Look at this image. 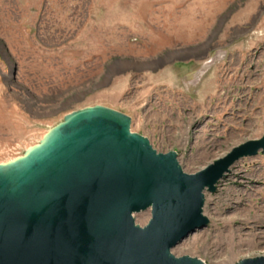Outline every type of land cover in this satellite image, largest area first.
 <instances>
[{"label":"rangeland","instance_id":"rangeland-1","mask_svg":"<svg viewBox=\"0 0 264 264\" xmlns=\"http://www.w3.org/2000/svg\"><path fill=\"white\" fill-rule=\"evenodd\" d=\"M95 105L189 174L262 138L264 0H0V163ZM204 215L173 254L264 255V152L205 191ZM134 217L145 226L151 209Z\"/></svg>","mask_w":264,"mask_h":264},{"label":"water","instance_id":"water-1","mask_svg":"<svg viewBox=\"0 0 264 264\" xmlns=\"http://www.w3.org/2000/svg\"><path fill=\"white\" fill-rule=\"evenodd\" d=\"M103 105L73 111L25 153L0 163V264H206L172 249L208 225L205 191L264 135L194 174ZM151 209L145 226L134 213ZM236 264H264V255Z\"/></svg>","mask_w":264,"mask_h":264},{"label":"bare ground","instance_id":"bare-ground-1","mask_svg":"<svg viewBox=\"0 0 264 264\" xmlns=\"http://www.w3.org/2000/svg\"><path fill=\"white\" fill-rule=\"evenodd\" d=\"M240 241H241V239H240Z\"/></svg>","mask_w":264,"mask_h":264}]
</instances>
